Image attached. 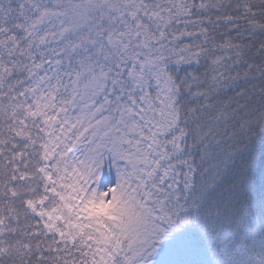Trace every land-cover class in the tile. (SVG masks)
<instances>
[{
  "label": "snow or ice",
  "instance_id": "6c2138e0",
  "mask_svg": "<svg viewBox=\"0 0 264 264\" xmlns=\"http://www.w3.org/2000/svg\"><path fill=\"white\" fill-rule=\"evenodd\" d=\"M0 264H264V0H0Z\"/></svg>",
  "mask_w": 264,
  "mask_h": 264
}]
</instances>
